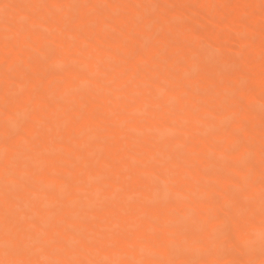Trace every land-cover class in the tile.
<instances>
[{
	"label": "bare ground",
	"instance_id": "bare-ground-1",
	"mask_svg": "<svg viewBox=\"0 0 264 264\" xmlns=\"http://www.w3.org/2000/svg\"><path fill=\"white\" fill-rule=\"evenodd\" d=\"M157 1L0 0V259L264 258V147L255 142L264 119L249 107L264 94V25L253 24L264 0H202L217 6L189 23L185 0H168L172 11ZM244 13L253 25L238 23ZM227 27L234 37L218 54L192 43ZM237 44L250 50L242 95L233 88L241 67L229 66ZM77 117L79 141L49 148ZM100 136L116 142L90 147ZM14 137L21 144H8ZM6 243L21 250L5 257Z\"/></svg>",
	"mask_w": 264,
	"mask_h": 264
},
{
	"label": "rangeland",
	"instance_id": "rangeland-1",
	"mask_svg": "<svg viewBox=\"0 0 264 264\" xmlns=\"http://www.w3.org/2000/svg\"><path fill=\"white\" fill-rule=\"evenodd\" d=\"M226 1H228V0H222V3L221 4H232V3H236V4H239L240 3V1L241 0H233L232 2H226ZM157 4L160 6V7H162V8H164L165 10H170V11H172V10H174L175 8H174V4H170V2L168 1V0H160V1H157ZM181 4H184V6H183V9H184V13H182V17L184 18L183 19V21L185 22V23H189V22H191V21H196L197 19H201V18H203V17H206L207 15H208V12H209V10L210 9H212V7L214 8L215 6H217L216 4H213V6L212 7H208L207 5H205L203 2H202V0H185L184 2H182ZM100 8H104V6H101L100 5ZM170 8H172V9H170ZM217 8V7H216ZM215 9V8H214ZM213 9V10H214ZM254 17V15L253 14H248V13H244L243 15H240L239 17H238V23L240 24L241 22H242V24H244V25H249L250 23H251V25H253V24H257V25H264V20H262V19H259V18H257L256 16V18L254 19V21L256 22V23H253L252 21V16ZM249 16H250V18H249ZM174 20H173V23H178V21H177V18L175 17V18H173ZM186 19V20H185ZM259 19V20H258ZM176 20V21H175ZM261 20V21H260ZM181 21V20H180ZM187 21V22H186ZM260 21V22H259ZM181 23V22H180ZM253 23V24H252ZM259 25V26H260ZM198 31L199 30H201V31H199V32H202V29L203 30H205V28L204 27H202V26H197V28H196ZM226 30V31H225ZM233 32V29H229V27H227V28H225V29H223V30H221V32H220V36H219V38H218V40L217 39H215V38H211V40H210V38H206V40L204 39V38H202V39H199V41H198V39H196L197 40V43H196V40L195 41H193L192 43H194V44H202V45H204V46H207V47H209V49L213 52L212 54H218L219 52H220V50H218V49H221V47H222V45H224L225 44V42H223V41H225L226 39H227V37H230V36H233L234 37V34L231 32V31ZM223 32V33H222ZM222 33V34H221ZM235 33V32H234ZM183 34V33H182ZM225 35V38H224V35ZM184 35V34H183ZM236 35V34H235ZM186 36V35H185ZM154 38V37H153ZM150 39H152L151 37H150ZM147 40V43L148 42H150L151 40ZM152 40H154V39H152ZM208 40H210L209 42H208ZM215 40V41H214ZM204 41V44L202 43ZM200 42V43H199ZM205 42H208V43H205ZM212 42V43H211ZM217 42H219V43H217ZM222 44H221V43ZM211 43V44H210ZM209 44V45H208ZM214 45H219V46H214ZM238 46H240V45H238L237 44V46L235 45L233 48H234V50L235 49H237L236 47H238ZM211 47V48H210ZM245 49H244V48ZM217 48V49H216ZM230 51L229 52V55H230V61H229V66L231 67V69H236V67L238 68V67H241L240 68V73L236 76V79H235V82H234V84H233V88H234V90H236L237 91V93L238 94H241V92L243 93V91H245V90H247V88L249 87V85H248V83H249V77L248 76H250L249 74H250V69H249V66H247L245 63H246V60H247V57H248V55H249V49H247V47L246 46H241L240 48H238L237 49V51ZM240 50V52H241V50H243L242 51V53H244L243 54V56L245 55V57H243V56H241L242 54L241 53H239V54H237L236 52H238ZM244 50H246V51H244ZM248 50V51H247ZM57 51V48L56 47H51V48H49V49H47L46 50V54L48 55H51V54H53L54 52H56ZM219 51V52H218ZM216 52V53H215ZM247 54H246V53ZM235 54H237V55H239V56H235ZM248 61V60H247ZM249 64V63H248ZM250 84V83H249ZM87 85H85V87H86ZM242 95V94H241ZM33 98H35L34 96H33ZM262 98H263V101H264V94H262ZM240 100L244 103V99L243 98H240ZM262 101V100H261ZM260 100L259 101H255V102H253V103H251L250 105H249V107L251 108H249L250 109V111L251 112H253V113H255L256 115H258V116H260L261 118H263L264 119V103H263V101L261 102ZM34 102V101H33ZM257 105H256V104ZM260 104V105H259ZM252 105V106H251ZM255 107V108H254ZM253 108V109H252ZM256 111H255V110ZM257 111H259V112H257ZM236 116L238 115V114H235ZM238 116H240V115H238ZM238 116L235 118V119H237L238 118ZM232 117V116H231ZM229 118V116H228V118L227 119H229V120H227L228 122V124H229V121H232V118ZM234 117V116H233ZM240 119V118H239ZM78 122H79V119H78V117L77 118H75L74 119V121H72V127L73 128H69L71 131L69 132V133H67V134H65V135H63V136H61V137H57V138H54V139H51L50 140V142H48V146H49V148H51L50 147V144H52L53 145V147H54V149H61V148H68V147H70V146H72V145H75L78 141H79V139L81 138V137H79V132L77 131L78 129H76V127H77V125H78ZM261 122L262 123H260L259 124V122L257 121L256 122V124L257 125H255L256 127H258L257 129L260 131V132H262V133H264V121H262L261 120ZM231 123V122H230ZM226 125L224 128H223V131L225 130V135H227V137L226 138H228V135H229V133L231 132H233V131H235L234 129H235V126L233 127V126H231V125H234V123L233 124H231V125ZM260 126H259V125ZM7 125V124H6ZM44 125V123H40V127H38L39 128V130H44L46 127H47V125H46V123H45V125ZM262 127V128H261ZM43 128V129H42ZM78 132V133H77ZM224 133V132H223ZM224 138H222V140L223 139H226L225 138V136H223ZM15 138H17V137H14L13 139L12 138H9L10 140H9V142H8V144H11V143H17V141L19 142V137H18V139L16 140ZM23 138V137H22ZM259 138V139H258ZM256 140H255V142H256V145H257V147H260V149L261 148H263L264 146H262V145H264V139H262L263 137H258ZM12 139V140H11ZM24 139V138H23ZM28 139H29V137H28ZM27 139V140H28ZM241 139V138H240ZM20 140H21V138H20ZM23 141V140H22ZM24 141H26V139L24 140ZM24 141L22 142V144H24ZM225 141H227V139L225 140ZM241 142L242 141H244L243 139H241L240 140ZM259 141V142H258ZM53 142V143H52ZM116 142V139L115 138H112V137H103V136H100L99 138H97L96 140H94V141H92V142H90L91 144V146L90 147H92V145L93 146H95V147H97V148H101L103 145H107V144H112V143H115ZM20 144H21V142H19ZM26 143H27V141H26ZM262 143V144H261ZM252 145L254 144V146H255V143L254 142H252L251 143ZM52 147V148H53ZM94 147V148H95ZM93 148V149H94ZM156 165H157V168H158V171H160V172H163V171H165L166 169H167V162L164 160V159H158L157 160V162H156ZM184 222V220L183 219H175L174 220V223H173V226H178V225H181L182 223ZM263 247H264V244H263ZM178 252V251H177Z\"/></svg>",
	"mask_w": 264,
	"mask_h": 264
},
{
	"label": "snow or ice",
	"instance_id": "snow-or-ice-1",
	"mask_svg": "<svg viewBox=\"0 0 264 264\" xmlns=\"http://www.w3.org/2000/svg\"><path fill=\"white\" fill-rule=\"evenodd\" d=\"M72 7V6H69ZM74 22V18L73 21ZM264 182V181H262ZM18 239H25L22 234H18ZM21 249L19 248H13L9 244L6 243L5 245V250H4V255L5 257L13 256L18 253ZM264 255V253H262ZM0 264H74V262L67 261V262H62V261H33V260H28V259H19V258H5V259H0ZM116 264H119V262H116ZM140 264H143V262H140ZM151 264H165V262L162 261H152ZM191 264V262H190ZM243 264V262H242ZM247 264H254V262H247ZM259 264H264V258L261 259Z\"/></svg>",
	"mask_w": 264,
	"mask_h": 264
}]
</instances>
